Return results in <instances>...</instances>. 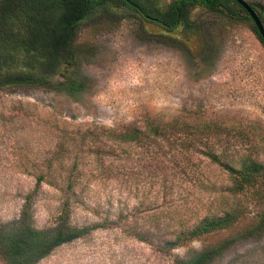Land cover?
Returning <instances> with one entry per match:
<instances>
[{
  "label": "rangeland",
  "instance_id": "rangeland-1",
  "mask_svg": "<svg viewBox=\"0 0 264 264\" xmlns=\"http://www.w3.org/2000/svg\"><path fill=\"white\" fill-rule=\"evenodd\" d=\"M198 21L201 38L177 39L134 19L98 20L78 32L96 46L75 71L80 92L0 90V228L30 200L39 229L65 211L90 229L37 264H182L255 224L264 176L235 196L234 176L207 154L234 168L264 164V46L246 25L219 37L216 16ZM151 118L164 126L156 140L114 135L131 123L145 131ZM235 207L245 216L233 229L165 249ZM212 264H264V237L239 239Z\"/></svg>",
  "mask_w": 264,
  "mask_h": 264
},
{
  "label": "trees",
  "instance_id": "trees-1",
  "mask_svg": "<svg viewBox=\"0 0 264 264\" xmlns=\"http://www.w3.org/2000/svg\"><path fill=\"white\" fill-rule=\"evenodd\" d=\"M247 1V0H246ZM264 26V8L247 1ZM217 17L216 31L223 37L227 28L246 25L264 46V41L250 14L236 0H0V90L9 88H39L80 92L84 84L74 75L80 61L96 51L90 43H78L82 26L95 25L107 19L114 24L124 19L153 24L164 36L181 33L201 38L203 24L198 17ZM164 126L156 118L147 122L145 131L135 124L115 133L119 142L138 143L156 140ZM214 162L234 176L233 194L253 192L264 176V164L245 159L234 168L207 154ZM42 181V180H41ZM40 184V180L38 181ZM29 202L22 217L10 228H0V256L3 264H37L58 247L78 240L89 233L68 223V212H62L59 222L39 229L30 221ZM245 216L243 208H233L223 217H206L194 229L176 236L175 242H165L172 249L187 241L233 229ZM264 237V209L252 227L219 245L204 249L182 264H212L239 239Z\"/></svg>",
  "mask_w": 264,
  "mask_h": 264
},
{
  "label": "water",
  "instance_id": "water-1",
  "mask_svg": "<svg viewBox=\"0 0 264 264\" xmlns=\"http://www.w3.org/2000/svg\"><path fill=\"white\" fill-rule=\"evenodd\" d=\"M252 17V19L254 20L258 31L260 33V35L262 36V39L264 41V26L259 18V16L257 15L256 11L250 6V4L246 1V0H236Z\"/></svg>",
  "mask_w": 264,
  "mask_h": 264
}]
</instances>
